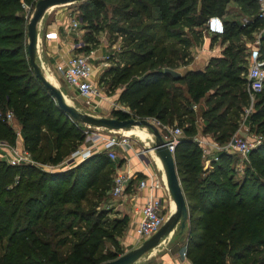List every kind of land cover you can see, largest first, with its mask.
I'll use <instances>...</instances> for the list:
<instances>
[{
    "label": "trees",
    "instance_id": "obj_1",
    "mask_svg": "<svg viewBox=\"0 0 264 264\" xmlns=\"http://www.w3.org/2000/svg\"><path fill=\"white\" fill-rule=\"evenodd\" d=\"M35 1L0 0V139L17 140L36 159L48 131L54 138L49 144L54 156L42 159L54 165L73 147L71 139L79 142L84 134L75 127L80 122L58 108L29 64L28 20L22 3ZM230 1L244 20L226 19L222 33H208L212 41L225 43L222 54L212 56L203 68H183L177 77L165 73L166 67L177 69L187 63L192 43L186 29L205 28L208 17L221 16ZM77 2H88L79 20L90 32L105 26L109 34L121 38L116 65L109 72L111 84L121 86L118 100L128 110L114 108L111 115L152 116L161 124L176 120L181 126L173 155L188 207L181 248L190 263L264 264V83L248 114L251 129L263 139L249 152L242 178H234L235 151L217 150L204 168L202 146L194 139L198 133H211L222 145L238 126L239 104L248 103L247 91L240 88L245 85L242 73L248 55L242 40L262 28L256 1ZM260 34L264 43V31ZM86 48L77 46V53ZM260 56L264 60V53ZM214 83L216 91L201 109L199 99ZM217 93L227 100L213 102ZM197 110L205 116L199 127L193 116ZM7 112L18 119L21 135L15 134ZM111 161L103 150L54 170L0 160V240L6 237L7 242L0 264H100L117 256L103 252L102 245L106 240L116 244L128 217L121 214L106 221L90 200L105 198L111 187L115 170Z\"/></svg>",
    "mask_w": 264,
    "mask_h": 264
},
{
    "label": "rangeland",
    "instance_id": "obj_2",
    "mask_svg": "<svg viewBox=\"0 0 264 264\" xmlns=\"http://www.w3.org/2000/svg\"><path fill=\"white\" fill-rule=\"evenodd\" d=\"M87 4L88 2H84V3L75 2V3H69V4L56 5L45 11L43 17L41 18L38 24V28L40 30L41 35L42 34L44 35L46 31L47 33L49 31L50 34L54 30L57 31V36H58L57 40H58L60 52L58 51V53L54 54L55 51H53V49L49 45L48 46L50 48L47 47V45H45L43 50H41V52L39 51V53L37 54V61L41 64L45 72L50 73L53 76L54 80L52 78L51 79L48 78V79L51 80L54 84H56L62 90L66 101L73 104L75 107H77L81 111L88 112L94 115L111 116V110L114 108L128 110L126 106L123 104V102L118 100V95H119L121 86L111 84L110 78L112 76V73L109 72V68L111 66L116 65L115 63H113V61L116 59L115 54L120 48L121 38L118 35L109 34L105 26L99 31H96L94 33L90 32L88 30L86 23L80 22L79 20L80 19L79 17L81 16L83 12V8H85ZM22 6L25 10V16L27 17V20H28L30 14L32 13L34 9L35 3L34 4H32L31 2L22 3ZM225 10H226V14L230 18L234 16H239L238 18H236V20H240V21L244 20V17L240 14V9L233 1H230L226 4ZM257 13H258V9H257ZM100 21L101 20H99V22ZM74 22H76V25H74ZM186 30H187V34L190 36V40L192 44L189 47V55H188L187 63L185 64V66L181 65L179 68L176 69L180 73L182 69L185 67L203 68L211 60L212 56L214 55L218 56L222 54V50L225 46V43H221L219 40L212 41L210 34L204 32V28L202 26H195L193 28L191 27ZM260 33H261V30L259 29L258 31H255L253 33L254 34L253 38L248 39L246 37H243L242 41L245 46L246 54L248 53L249 49L257 45L259 48L260 54L263 55L264 43L261 42ZM195 36H198V38L196 39ZM62 46H64L63 49H62ZM77 46L78 47L81 46L83 48L87 47L84 53L88 52L90 49H94L96 51L94 56L90 58V61L94 68L92 75H93V78H95V84L99 89V94L94 95L93 100L96 101L95 99L97 98L98 100H100L99 107L98 105L94 108L93 106H89L81 96L77 95L74 92V90H72L69 86L66 85V83L64 82L62 78V70H63L62 64L64 63L65 57L66 55L79 52L76 50ZM199 52L201 53L200 58H202V60H200L199 62H195L194 61L195 58L198 57V56L196 57V54ZM46 53H47V56L43 58L44 54ZM55 56H59L60 60L58 62H54ZM53 63L54 65L52 66ZM54 70H55V75L53 73ZM242 75L245 78L246 68L244 72L242 73ZM178 84L184 85V82H179ZM216 88H217V85L216 83H214V85L211 86V88L205 91V94L199 99V102H198V105H200V108L201 107L206 108L207 99L209 96L214 94V92L216 91ZM240 88L242 90L247 91L246 79H245V85L244 86L241 85ZM220 98H224V100H227L228 96L223 97V95H220V93H217V95L212 96L211 99L214 102L215 100L217 99L219 100ZM255 99H256V94H255L254 100ZM247 105H248L247 102L243 103V105L241 103L239 104V109L241 110V113H239V123L236 129L233 131V133L234 132L238 133L237 129L240 126H242L241 125L242 121H244L246 125L249 126V130L251 132H255L250 127V123L248 120L249 115L245 116L246 114L245 108L247 107ZM192 106L198 109V106H196L195 103ZM232 109H235V108L233 107ZM197 113H198V110L193 114V116L195 118V123L197 127H199L203 122V117L205 116H201L199 115V113L198 114ZM129 116L134 117L133 115H129ZM134 118H139V117H134ZM141 118H147L149 121L154 122L155 126L158 128L159 131H162V133H166L165 130L162 129L161 126L158 124L157 122L158 120L156 118L152 116L151 117L150 116L141 117ZM189 118H190V115H186L185 119L188 120ZM9 122L12 125L15 134L18 133V135L19 134L21 135V133H19L20 126H19L18 119L12 116L9 119ZM167 125L171 128L175 126H178L181 128V126L177 124L176 120H173L172 123L167 122ZM75 127L79 130L80 133L84 134L83 139L79 142L74 139H71V141L73 142V147H71V149L68 147L67 152L63 155L61 161H59L57 164H54V165H52L48 160L42 159V158H45L48 154H50L51 156H54V151L49 150V148L52 146V145L49 146V144L51 141L53 144L54 138L51 135V133H49L48 131L47 132L45 131L44 134L46 136L44 137L42 141L43 149L39 151L38 153H35V155L37 154L39 155L36 159H33L31 157L33 161V165L36 167H41L45 169L51 168V170H54L57 168L59 169L64 168L70 163H73V161L79 160L76 155H73V152L81 148L82 146H85V145L87 146L89 142L85 140V129H86L85 124L75 123ZM88 128L94 129L93 126L88 127ZM139 131L147 132L148 134V136L146 137L147 141L141 142V141H135L134 139L133 140L131 139L130 147H132L133 150H137V152L140 153L139 155L140 157L147 156V158L150 159L151 155H150L149 146L153 144V141L155 139L151 128L144 126V125H140L139 127L132 126L130 128H126L122 130L123 133L126 132L129 135L133 134L132 136L135 138H138L141 135V132ZM260 135L261 137H263L262 134ZM195 136H198V137L209 136L214 141L213 137L211 136V133H209L208 135H204V134L201 135L200 133H198ZM13 141H10L7 139H0V160H5L6 162H9L7 160V155H6L8 151L11 150L12 146L16 145L19 147L21 145V143L19 144V142H16L17 140L14 142ZM214 142L217 143L216 141ZM218 145L220 144L218 143ZM230 151L233 152L232 150ZM233 153L236 157L233 163L234 170H235L234 178H242V176L245 173V167L248 163L247 161L241 159L240 154H238L237 152H233ZM120 156H122V153L117 152V156L111 162L115 164ZM206 156L207 155H205V158ZM208 156H210V154ZM203 164L204 166L207 167L205 161L203 162ZM176 169H177V166H176ZM177 174H178L181 187H182L183 184L181 182V176H180L181 174L179 173L178 170H177ZM24 180L25 179H23V181ZM11 186L12 184L9 183L7 188ZM105 195H106L105 198L103 199L101 198V200L96 199L95 197H92L90 200L92 203L95 204L94 207L96 209H100L103 212V217L106 218V221H109L112 217H119L121 213H120V210H116V206L113 204L114 201L111 196L110 188L106 190ZM172 208H173V202L170 197V205L166 204L165 209H163L162 211L164 215V219L170 214V212L172 211ZM129 227L130 225L127 224V226L123 228L122 232L116 236V244H114L113 242L109 240H106L104 244L102 245L101 250H103V252L114 251L119 255L125 252L126 250L137 246L139 243H135L133 241L132 237L134 235L129 230ZM185 232H186V227L185 228L183 227L182 229H178V227H176L173 230V232L169 235L168 239L170 237H172L173 239L174 238L176 239L178 235H180L182 236L181 240H183V236H184L183 234ZM6 243H7L6 237L0 240V257L6 249ZM142 257L137 262H141L144 259V257L143 258Z\"/></svg>",
    "mask_w": 264,
    "mask_h": 264
},
{
    "label": "built area",
    "instance_id": "obj_3",
    "mask_svg": "<svg viewBox=\"0 0 264 264\" xmlns=\"http://www.w3.org/2000/svg\"><path fill=\"white\" fill-rule=\"evenodd\" d=\"M258 6V17L262 21L261 32L264 31V0H255ZM76 25V22H74ZM224 30V22L219 15L212 14L208 17L204 32L210 34L222 33ZM96 51L90 49L88 52L84 53H73L64 60L62 64V78L67 86H69L74 92L81 96L84 101L89 105L96 107L99 105L98 98L93 100L94 95L99 94V89L93 80V66L91 64L90 58L94 56ZM260 51L257 45L249 49L247 55V69H246V85L248 93V105L245 108V116H247L254 107V97L257 92H259L264 83V60L260 56ZM7 119L12 117L11 112L5 114ZM162 129L166 133H162L163 139L166 141L168 148L173 152L174 147L179 140V135L182 132L181 128L178 126L169 127L166 124H161L157 121ZM242 121L241 124H243ZM154 123V122H153ZM85 140L89 142L86 146L75 150L73 155H76L78 159H83L93 152L105 151L107 156L114 160L117 156V150L119 148H127L131 145V139L129 136L124 134L122 130H110L99 127H92L85 125ZM245 133L234 132L229 140L222 145L217 146V150H232L240 154L242 160H248L249 152L256 147L262 138L259 133L251 132L249 126L246 125L244 128ZM242 134V135H240ZM244 135V136H243ZM199 143L201 142V137L194 136ZM150 150V149H149ZM139 156L140 153L136 152ZM7 160L11 164H20L22 162L33 163L29 151L22 147V145L12 146L11 150L8 151ZM216 158V156H215ZM132 174L128 170H120L116 168L112 176V185L110 187V192L112 197L122 196L129 181L131 180ZM138 187H145L148 192L142 205L139 208L140 217L135 225V237L137 243L142 242L145 238L153 234L163 223L164 215L163 211V199L161 194L157 193L158 189L164 188L168 195V189L166 182L163 179L162 173L158 175L157 172L149 173L148 175L141 178L138 181ZM170 196V195H169ZM185 254V252H183Z\"/></svg>",
    "mask_w": 264,
    "mask_h": 264
},
{
    "label": "water",
    "instance_id": "obj_4",
    "mask_svg": "<svg viewBox=\"0 0 264 264\" xmlns=\"http://www.w3.org/2000/svg\"><path fill=\"white\" fill-rule=\"evenodd\" d=\"M80 0H36L32 13L29 16L26 25L27 44L26 53L29 64L33 69L34 75L41 82L44 88L51 94L56 105L60 110L65 112L73 121L80 122L85 125L105 128L110 130H122L132 126L144 125L150 127L154 135V141L149 149L159 157L162 163L165 175L166 186L170 197L174 202V210L164 219L160 227L149 237L145 238L137 246L132 247L125 252L115 256L112 259L101 262L100 264H134L146 252L157 246L161 240L167 242L169 235L178 227L182 229L188 217V207L181 187V183L177 174L176 164L173 152L168 148L166 141L163 139L161 132L152 121L147 118H134L131 116L119 118L117 116L94 115L79 110L73 104L66 101L62 90L53 82H51L42 70L41 64L37 61V45L39 40L38 24L43 17L45 11L53 6L69 4ZM165 73L177 77L179 71L166 67Z\"/></svg>",
    "mask_w": 264,
    "mask_h": 264
},
{
    "label": "crops",
    "instance_id": "obj_5",
    "mask_svg": "<svg viewBox=\"0 0 264 264\" xmlns=\"http://www.w3.org/2000/svg\"><path fill=\"white\" fill-rule=\"evenodd\" d=\"M220 16V15H219ZM239 16L229 17L226 14V10L221 15L222 20L226 19H236ZM39 31V40L37 45V54L39 51L43 50L44 46L47 45V47H51L53 51H55L54 54L58 53L59 45H58V36L57 31H52L51 34L45 32V34L41 35L40 30ZM47 33V34H46ZM49 45V46H48ZM49 47V48H50ZM64 46H62V49ZM52 54V55H54ZM73 54V53H72ZM71 54L66 55L65 59L69 57ZM47 56V53L44 54L43 58ZM198 56V57H197ZM195 58V62H199L202 60L201 53H197ZM46 59V58H45ZM62 59V58H61ZM59 56L54 57V62H58ZM54 63L52 64V66ZM42 67V66H41ZM43 70V68H42ZM45 75L48 78H53V76L50 73H47L43 70ZM55 75V70L53 71ZM95 82V78H93ZM100 105V103H99ZM237 131L240 133H244V128L246 126V123L243 122L241 124ZM132 132V131H131ZM141 132V135L138 138L133 137L131 134L130 137L134 138L135 141H147V132L139 131ZM201 137V146L203 150V154L207 155L205 158L206 165H209V162L212 158H215L217 153V146L215 145V142L209 137V136H200ZM21 140V137H20ZM133 140V139H132ZM20 143V142H19ZM118 153H122V156L119 157L117 162L115 163V170L116 168L120 170H128L131 172L132 177L129 181L124 193L122 196L119 197H112L113 204L116 206V210H120L121 214H126L128 217V224L130 225L129 230L133 233V241L137 243L136 237H135V225L140 217V211L139 208L142 205L145 196L147 195L148 190L143 187H138V181L147 176L148 172L153 173L157 172L158 175H161V172L159 170V166L157 163V160L154 156V152L150 150L151 158L148 159L147 156L140 157L137 155V150H133L132 147L125 148H119L117 150ZM210 154V156H208ZM206 167V166H204ZM157 193L161 194L163 199V209H165L166 204L170 205V194L168 195L167 191L164 188L158 189ZM186 199V198H185ZM179 233V232H178ZM178 235V234H177ZM183 240H181L182 236L178 235L177 238L179 239H173L170 237L167 242L164 243L163 240L160 241V243L155 246L153 249L149 250L144 254V259L141 262H135L136 264H191L189 258L186 256V254H183L184 250L181 248V242L184 241L186 232L183 234ZM132 241V242H133ZM142 257V258H143ZM146 257V258H145ZM139 261V260H138Z\"/></svg>",
    "mask_w": 264,
    "mask_h": 264
},
{
    "label": "bare ground",
    "instance_id": "obj_6",
    "mask_svg": "<svg viewBox=\"0 0 264 264\" xmlns=\"http://www.w3.org/2000/svg\"><path fill=\"white\" fill-rule=\"evenodd\" d=\"M46 76V75H45ZM47 77V76H46ZM48 78V77H47ZM51 81V80H50ZM52 82V81H51ZM134 127H139V126H134ZM124 134H126L127 136H129L130 137V135L129 134H127L126 132L124 133ZM130 138H132V137H130ZM132 139H134V138H132ZM135 140V139H134ZM152 150V149H151ZM153 151V150H152ZM154 152V151H153ZM154 156H155V158H156V160H157V163H158V166L160 167L159 168V170H160V172L162 173V176H163V179H164V181H165V175H164V172H163V168H162V163H161V160L159 159V157H157L155 154H154ZM166 182V181H165ZM172 199V198H171ZM172 202H173V200H172ZM174 207H175V205H174V202H173V208H172V211L174 210ZM171 211V212H172Z\"/></svg>",
    "mask_w": 264,
    "mask_h": 264
}]
</instances>
